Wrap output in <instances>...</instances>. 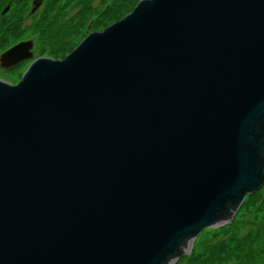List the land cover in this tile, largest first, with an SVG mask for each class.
<instances>
[{
  "label": "water",
  "instance_id": "95a60500",
  "mask_svg": "<svg viewBox=\"0 0 264 264\" xmlns=\"http://www.w3.org/2000/svg\"><path fill=\"white\" fill-rule=\"evenodd\" d=\"M263 184L264 0H139L0 79V264H174Z\"/></svg>",
  "mask_w": 264,
  "mask_h": 264
},
{
  "label": "rangeland",
  "instance_id": "374dc122",
  "mask_svg": "<svg viewBox=\"0 0 264 264\" xmlns=\"http://www.w3.org/2000/svg\"><path fill=\"white\" fill-rule=\"evenodd\" d=\"M122 1L0 0V53L32 39L33 58L63 59L86 35L122 18L139 0L111 16ZM32 59L0 69V79L17 84ZM174 264H264V184L245 195L229 223L202 229L189 254Z\"/></svg>",
  "mask_w": 264,
  "mask_h": 264
},
{
  "label": "trees",
  "instance_id": "16d2710c",
  "mask_svg": "<svg viewBox=\"0 0 264 264\" xmlns=\"http://www.w3.org/2000/svg\"><path fill=\"white\" fill-rule=\"evenodd\" d=\"M130 0H123L122 4H120L115 10L114 12L111 14V16H113L114 14L118 13L120 10L126 8V6H128ZM110 16V17H111Z\"/></svg>",
  "mask_w": 264,
  "mask_h": 264
}]
</instances>
